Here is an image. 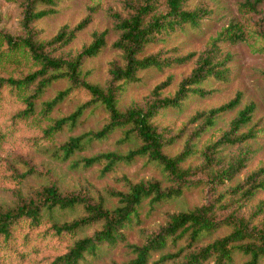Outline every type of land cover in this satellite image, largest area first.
I'll use <instances>...</instances> for the list:
<instances>
[{"label": "trees", "instance_id": "1", "mask_svg": "<svg viewBox=\"0 0 264 264\" xmlns=\"http://www.w3.org/2000/svg\"><path fill=\"white\" fill-rule=\"evenodd\" d=\"M17 2L23 9L21 21L23 34L13 35L0 30V119L5 118V104L15 98L21 105L17 115L33 114L36 101L54 82L68 80L67 89L59 91L56 96L44 103L45 114H49L74 89L83 90L89 99L78 106L76 111L58 119L54 128L57 131L65 124L74 126L84 111L96 105L102 106L107 113L108 122L99 132H88L78 137H71L59 146L68 159L75 151L82 149L88 140L105 139L117 129H124V136L119 142L139 140L134 149L125 154L118 152L99 153L90 158L82 159L85 166L105 162L104 172L110 171L114 165L132 162L136 157H147L160 164L176 187L163 189L157 180L131 183L123 178L127 185L126 192L109 190L108 193L118 199V206L107 208L103 198L94 200L88 193L63 192L51 183L38 189H31L23 194L20 189L13 190L16 202L13 205L0 204V264H23L26 256L40 255L28 264H81L87 254H94L102 245L114 246L124 242L122 230L138 216V208L144 200L149 199L151 205L165 200L179 197L184 188H191L192 176L199 170L209 173L211 189L232 181L244 170L250 160L249 149L243 145L255 138L256 132L251 128L247 132L241 130L253 118L256 110L251 102L238 111L231 121L229 129L220 138L209 143L203 150L196 148L195 138L215 127L220 116L235 110L242 102L243 94L238 92L228 102L209 110L197 112L190 120L197 123L190 133L182 152L170 157L163 152V148L173 143L176 138L168 137L166 131H160L151 119L161 110L170 107L179 108L190 95L206 97L213 90H207L203 83L210 79H228L230 69L227 66L232 59L229 52H224L219 46L220 38L212 39L210 44L199 54L190 53L183 57L167 58L154 53L140 58L138 55L150 44L158 42L166 35L183 29L189 24L192 27L200 25L208 14L206 7L187 9L189 0H120L126 15L109 9L108 15L112 22V29L118 34L113 47L123 52L124 66L116 62L111 64V79L105 87L92 84L83 78L82 67L87 58L96 56L106 44L107 31L94 33L93 41L83 47L81 52L72 58L55 57L53 52L71 43L78 32L85 29L92 21L91 14L82 19L75 27L64 26L49 40H39L38 31L33 23L55 12L54 6L60 0H10ZM263 0H243L241 7L248 12L259 14L258 9ZM41 4L49 8L38 10ZM231 24L224 32L231 42L245 40L243 31L235 29ZM253 39L260 43V50L264 51V17L251 24ZM194 59V67L179 84L174 96H162L171 79L160 83L152 91L151 100L145 106L133 105L125 111L118 107V83L138 81V72L151 67L163 69L172 63H184ZM16 64V68L7 75V65ZM23 67V68H21ZM27 67V69H24ZM21 107V108H20ZM239 146V152L230 158L221 155L220 147ZM199 154L203 164L193 170L182 167L193 155ZM28 170L19 172L5 157L0 148V187L8 184L18 186L29 173L37 169L25 161ZM264 190V165L248 174L242 183L230 188L225 193L216 195L206 204L192 210L172 213L158 232H144L145 241L142 245L128 246L135 253V258L127 264H147L153 253L165 250L169 242L174 246L183 238L187 241L185 247L175 253H166L159 257L158 262L174 261V264H231L236 252L249 256L243 264H260L264 257V225L258 226L252 220L263 211V204L258 214L250 217L241 215L236 209L220 217L219 213L240 202H247L255 194ZM227 198L230 199L227 201ZM83 205L86 215L72 221L60 222L54 218L55 210L75 209ZM102 223L101 230L92 235L67 242L69 237L77 236L89 226ZM222 225L231 227V232L204 246H197L204 237L211 234ZM46 242V249L40 250ZM52 242V246H50ZM181 257V261L176 262ZM116 264V263H113Z\"/></svg>", "mask_w": 264, "mask_h": 264}, {"label": "rangeland", "instance_id": "2", "mask_svg": "<svg viewBox=\"0 0 264 264\" xmlns=\"http://www.w3.org/2000/svg\"><path fill=\"white\" fill-rule=\"evenodd\" d=\"M243 0H189L187 9L195 7H206L208 14L203 18L200 25L192 27L189 24L183 29L166 35L158 42L148 45L138 56L140 58L159 53L161 57L178 58L190 53L199 54L211 42L212 39L220 38L219 46L224 52H229L232 59L227 66L230 69L228 79H210L203 83V87L213 92L206 97L190 95L182 102L179 108L170 107L155 114L151 121L160 131H166L168 137H175L176 140L165 146L163 152L174 157L183 151L190 133L196 128L197 123H191V118L199 111L209 110L218 107L232 98L238 92H242V102L233 111L220 116L215 127L204 132L200 138H195L196 148L203 150L206 145L213 143L220 138L222 133L229 129L231 121L237 116L238 111L245 105L253 102L256 110L252 121L241 131L247 132L253 129L255 138L248 140L243 147L249 149L250 160L247 167L241 171L232 181L224 185H218L211 189L212 182L209 173L199 170L188 177L194 181L191 188H184L183 194L179 197L165 200L156 205H151L149 199L143 201L138 208V216L127 224L122 230L125 241L118 242L114 246L102 245L94 254H87L81 264H127L135 258V253L128 246L142 245L145 241L144 232L156 233L165 226L168 215L172 213L192 210L195 207L206 204L213 199L214 191L218 194L225 193L230 188L242 183L246 176L260 166L264 165V51L260 50V43L253 39L251 24L253 21L264 17V0L259 5V14L248 12L241 7ZM38 10L49 8L39 4ZM55 12L39 19L33 23L34 28L39 32V40L53 38L62 27H75L82 19L91 14V23L82 31L78 32L76 38L68 45L53 52L55 57L72 58L76 56L83 47L93 41L94 33L107 31L106 44L94 57L87 58L83 64V78L101 87H105L111 79V64L116 62L124 66L123 52L112 45L118 39V34L112 29V22L108 11L113 9L126 15L120 0H60L53 7ZM23 9L17 2L0 0V30L13 35L23 34L21 21ZM235 24V29H241L245 40L231 42L227 39L225 30ZM16 64L7 65L4 73L7 75L16 68ZM194 67V59L184 63H172L171 66L163 69L148 68L138 72V81L123 83L120 81L118 107L125 111L133 105L145 106L151 100L152 91L160 83L171 79L170 84L164 88L162 96H174L181 81L189 76ZM23 68V67H21ZM27 69V67H24ZM68 80L54 82L44 94L36 101L33 114L28 116L17 115L20 100L15 98L7 105L3 114L5 118L0 119V148L4 150L5 157L24 173L28 170L25 161L36 167V171L29 173L18 186L12 184L0 187V204L13 205L16 196L13 190L20 189L26 194L31 189H38L42 186L55 183L63 192H74L89 194L94 200L100 197L104 199L105 206L113 209L118 206V199L111 196L108 191L128 190V185L123 178L135 184L142 181L157 180L163 189L176 187L171 178L164 171L163 167L149 160L147 157H136L132 162H120L104 172L105 162L85 166L84 158H90L99 153L118 152L125 154L134 149L139 140L119 142L124 136V129H117L105 139H92L86 141L82 149L75 151L68 159H64L63 150L59 146L67 142L71 137H78L88 132H99L108 122L106 110L102 106L93 105L86 109L74 126L63 125L60 130L51 131L55 122L63 116L74 113L78 106L86 102L89 97L81 89H74L68 96L59 103L49 114H45L44 103L52 100L59 91L69 87ZM21 108V107H20ZM221 155L230 158L239 152V146L219 148ZM203 164L199 154L193 155L182 167H191L193 170ZM3 174H0L2 178ZM230 200L227 198V201ZM263 204L261 214L254 217V225H264V190L258 191L253 198L247 202H240L227 209H223L219 216L222 217L236 209L241 215L250 217L258 214V207ZM54 218L60 222L72 221L86 215L83 205L75 209L55 210ZM102 223L89 226L77 236L69 237L67 242L74 239L89 236L94 231L101 230ZM231 232V227L222 225L211 234L204 237L197 246H204L217 238L224 237ZM47 243H43L40 250L46 249ZM185 238L175 246L169 242L168 247L160 252L153 253L147 264H174V261L159 263L160 256L166 253H175L185 247ZM52 246V242H50ZM28 264L34 258H41L40 255L26 256ZM249 259L248 255L236 252L231 264H243ZM181 261V257L176 262ZM260 264H264V257Z\"/></svg>", "mask_w": 264, "mask_h": 264}]
</instances>
